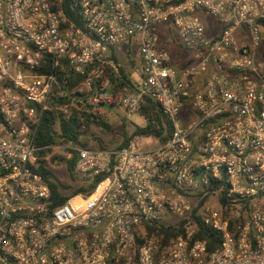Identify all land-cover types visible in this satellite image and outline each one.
<instances>
[{
	"label": "built area",
	"instance_id": "obj_1",
	"mask_svg": "<svg viewBox=\"0 0 264 264\" xmlns=\"http://www.w3.org/2000/svg\"><path fill=\"white\" fill-rule=\"evenodd\" d=\"M2 3L0 264H160L163 259H173L175 264L181 260L179 251L165 257L163 250L176 247L170 244L172 239L180 240L181 246L186 239L177 235L169 237V233H177L180 229L167 221L175 219L173 213L181 203V199L170 198V194L174 192L183 198L182 188L188 187L187 181L176 179L174 169L180 166L178 159L157 162L152 155L158 144H166L175 138L174 129L164 143L150 136L135 135L128 146L114 149L119 153L117 160L108 150L87 148L73 141L38 147L36 139L40 124L54 97L72 99L75 94L88 95L86 100L80 101L82 106L89 108L87 113L101 116L107 106L119 105L129 114L128 118L140 115L141 106L148 98L160 107L167 121L178 104L175 115L179 120L200 121L195 129L197 143L192 145L191 139L185 138L192 147V156L210 161L213 153L208 146L215 135L213 130L222 131L226 122H232L244 112L249 101L230 94L231 99L222 110L217 105L214 114L208 115L205 108L194 107L189 102L194 98L190 90L198 80L207 88L210 82L207 74L226 78L229 86L250 85L252 95L256 97L250 101L254 114L264 113V101L259 99L256 91L264 83V71L260 67L264 65L261 55L263 29L259 24L264 20V12L257 8L246 12L245 18L241 19L233 12L235 4L229 9L226 0H78L83 19V27H79L53 0H2ZM9 4L15 5L11 12L6 10ZM184 4H191V9L182 7ZM203 17L208 20L204 21ZM171 31L175 33L178 47L189 53L188 62L180 68L174 65L170 51L162 47L164 39L161 35ZM197 32L203 43L194 46ZM208 41H211L210 46ZM130 45L134 46L136 60L131 90L111 93V76L120 75L123 64L118 59ZM161 56L167 59L157 58ZM209 56L211 59H207ZM236 59L248 63L235 64ZM137 67L144 71L136 72ZM149 67L159 72L158 79L162 83H152L155 72L150 73ZM59 72L68 77L78 74L85 78L74 89H66L60 83ZM137 75L138 80L135 79ZM182 77L188 87L177 92ZM211 82L215 85V81ZM146 84L149 87H144ZM65 85L69 86V83L65 81ZM165 87L166 91H160ZM141 88L144 95L140 94ZM215 91L223 95L219 88ZM129 97H134L137 104L134 113L122 104V100ZM200 99L208 110L212 109L213 96L206 93ZM132 103L129 99V105ZM142 139L145 141L141 142ZM230 139L223 137L220 143L228 152L237 155L228 143ZM249 139L259 142L258 137ZM201 144L204 150H201ZM48 150L51 153L41 157L40 152ZM74 156L76 181H98L86 193L72 196L66 193L68 199L57 204L48 182L37 169L41 161L50 162L53 157L59 160L55 166L65 169ZM150 163L156 170L155 175H150L153 171ZM227 165L225 159L219 169L221 175L215 177L212 176V165L207 162L189 170L193 180L202 182L208 178L206 190L224 189L220 199L214 202L221 208L229 204L228 193L237 187L235 182L227 183ZM141 176H146L151 189L144 186ZM238 179L251 195V199L240 200L247 194L232 193L240 203L241 211L264 212V191L259 188L264 184V169L260 163L242 164ZM139 196L143 197V205L137 202ZM128 205L132 210L124 212L123 208ZM144 206L148 212L143 210ZM128 217L135 221L130 227L123 223ZM201 223L220 236L218 248L226 254L229 236L221 234L224 229H218L219 221L210 226H206L205 221ZM225 223L228 229L233 227ZM158 233L164 239H158ZM247 239L243 235L235 238L233 250ZM153 244L159 249L155 254L150 250ZM256 245L254 239L252 246ZM203 251L208 253V264H211L216 252L209 251L207 245ZM230 259L228 255L223 257L225 264Z\"/></svg>",
	"mask_w": 264,
	"mask_h": 264
},
{
	"label": "clouds",
	"instance_id": "obj_2",
	"mask_svg": "<svg viewBox=\"0 0 264 264\" xmlns=\"http://www.w3.org/2000/svg\"><path fill=\"white\" fill-rule=\"evenodd\" d=\"M226 4L229 9H233V4H235V9H233V12L238 13L241 19L245 18L246 12H251L257 8H259L261 12H264V0H226ZM3 7L4 5L2 0H0V8ZM14 7L15 5L9 4L7 5L6 10L11 12ZM182 7L191 9L192 5L184 4ZM240 9H245V11L242 12ZM3 23L4 12H0V24ZM237 23H239V21H237ZM195 37L196 40L194 46L203 43V41L199 39L198 32L195 33ZM207 45L210 46L211 41H208ZM193 55L195 54L193 53ZM157 58L167 59L166 56ZM149 59H151V55L149 56ZM207 59H211V57L209 56ZM234 63L241 64L248 62H242L239 59H236ZM260 67L261 71H264V65H261ZM128 71L132 72L130 66ZM143 71L144 69L142 67H137L136 69V72L139 73H142ZM148 71L150 73L155 72V74L152 76L153 84L162 83V81L158 79V71L151 67L148 68ZM206 78L210 81L207 88H205L198 80V82L190 90V93L194 98L189 102L192 103L194 107L205 108L207 110V114L212 115L214 114V110H216L217 105L220 106V110L223 109L226 102L231 99V95H239L244 100L249 101V103L244 109V112H241V114L236 117V119L230 123L226 122L223 125L222 131L217 132V130H213L215 135L213 137L212 143L208 146V150L213 153V156L210 161H204L192 156V147L189 145V140L185 139L186 137L191 139L192 145L197 143L195 138L197 133L195 129L196 125L200 123L199 119H196L192 122L179 120L175 115V112L179 110V105L175 104V101H173L175 104V109L172 111L171 115H168V123L169 127L174 129L175 138L169 139L166 144H158L152 151V155L155 157L157 162L163 161L165 159H178L180 161V166L174 169L177 171L176 179L187 181L188 187L182 188L184 191L183 198L177 197L176 193L174 192L170 194V198L176 197L177 199H181V203L177 207L176 212L173 213L175 219L169 220L167 223L174 225L176 229H180L176 235L179 237H186V239L184 240L183 246H181L180 240L172 239L170 244L176 247L164 249L163 255L167 257L168 253H175L179 251L181 253L182 259L175 261V264H188L189 260H191V264H208V253H205L203 248L210 242L201 234L200 229L198 228V221H205L206 226H210L213 222L218 220V229H224V232L221 234L229 236L227 244L229 251L225 254L222 249L217 247L215 249L216 255H213L211 258V264H225V261L223 260L224 255H228L232 258L228 261V264H264V212L259 210H257L255 213L251 211H241L240 203L236 201L232 195L233 192H242L247 195H242L240 200L251 199V195L249 194L250 190L247 187H242L239 183L238 174L240 173L242 164L247 166L250 162H256L260 163L261 168L264 169V113H261L259 116L254 114L255 109L250 103L252 99L256 98L252 95V86L249 85L247 87L240 88H237L236 85L229 86L226 78H218L211 76V74H207ZM135 79L138 80L139 76L137 75ZM211 81H215V85ZM241 83H243V81H241ZM144 87H149V85L146 84ZM185 87H188V82H185L182 77L181 82L177 84L176 91L179 92L181 88ZM215 88H219L223 95H218L215 91ZM160 91H166V87ZM256 91L259 99L264 101V83H261ZM206 93L213 96L214 98L211 110H208L207 105H205L200 99V97ZM140 94H145L143 88H141ZM174 96L175 93H173V97ZM129 99L133 100L131 105H129ZM129 99H123L122 104L124 107H130L134 113L137 108L135 98L129 97ZM119 111L122 116L129 115L124 111L123 107H120ZM167 111L168 110L166 109V112ZM245 113H247V115H245ZM131 118L133 117H130V119ZM253 121H255L254 124ZM133 130L134 129L130 128L129 134H131ZM223 137H231L228 143L233 146V151L236 152L237 155H233L232 153L228 152V149L220 143V140ZM250 137H258L259 142H257L255 139L250 140ZM200 147L201 150H204V145L201 144ZM177 149L179 150L177 151ZM108 152L111 155L116 156L117 160H119V153H117L113 148H109ZM225 159L228 161L227 167L229 169L227 172V183L231 184L235 182L237 187L233 189L232 192L228 193L230 201L229 204L221 208L214 202L220 199L221 193L224 191V189L220 188L215 192L206 190L208 187V178L205 177L202 182L193 180L189 174V170L192 169L194 165L198 166L200 163L207 162L212 165V176H220L221 173L219 169ZM149 167L153 168V171L150 173V175H155L156 170L154 166L150 163ZM247 170L250 171V169ZM167 175L168 174H166V176ZM141 179L144 180L145 187L150 189L152 188V186L147 183L146 176H141ZM213 182L217 183L215 180ZM259 188L261 191H264V184L259 185ZM137 202L143 205V197L139 196ZM254 203L255 202H253V204ZM131 210V205L123 208L124 212H129ZM143 210L145 212L149 211L146 206H144ZM176 213H179V215ZM185 221L186 223H184ZM225 222L232 224L233 227L228 229ZM123 223L130 227L135 223V221L128 217L123 221ZM249 228L252 229L251 236L249 235ZM209 230L212 231L210 227ZM256 233H259L260 235L257 236ZM240 235L248 237L247 242H239V248L233 250L235 249V244L233 241ZM157 238L164 239V237L159 233L157 234ZM254 239L257 241V245L255 247L252 246V241ZM150 250L153 252V254H155L159 249L157 248L156 244H153ZM144 258L147 260L146 256ZM21 259H24V256H22ZM160 264H174V260L163 259L161 260Z\"/></svg>",
	"mask_w": 264,
	"mask_h": 264
},
{
	"label": "trees",
	"instance_id": "obj_3",
	"mask_svg": "<svg viewBox=\"0 0 264 264\" xmlns=\"http://www.w3.org/2000/svg\"><path fill=\"white\" fill-rule=\"evenodd\" d=\"M53 1L59 3L60 9L70 21L79 27H83V19L80 14L78 0ZM203 19L204 21L208 20L206 17H203ZM259 24L264 32V20L260 21ZM161 37L164 39V45L162 47L170 51L174 65L180 68L182 66L181 64H186L189 60V53L178 47L174 31L162 34ZM134 55V46L130 45L128 46V50L118 59V61L123 60L124 65L121 68L120 75L111 76V86L109 88L111 93L124 92L125 89L131 90V76L136 68ZM129 66L132 72L128 71ZM58 78L64 88L74 89L83 82L85 76L71 74L68 77L67 74L59 72ZM65 81L69 83V86L65 85ZM87 97L89 96H80L78 94H75L72 99L54 97L49 102L50 108L44 113L40 124L36 139L37 146L44 147L73 141L91 149L108 150L109 148H113L117 150L128 146L135 135L150 136L160 143L166 142L170 137L171 128L162 110L155 102L147 98L145 104H143L140 109V116L146 120V125L144 127H136L131 135H128L125 131L122 142L119 144L113 143L109 146L103 138L93 134L92 131L93 129H99L102 134H107L112 131L111 125L105 116H95L92 113H87L89 108L87 106H82L80 103L81 100H86ZM50 153L51 150L41 151L40 155L41 157H46ZM55 160L56 157H53L52 161L55 162ZM75 163L76 156L67 162L65 175L68 180L66 182H62L61 179L58 178L55 172L48 166L46 160L41 161L39 164L37 171L48 182L57 204H63L68 199L66 193L71 196L86 193L89 189L94 188L96 181H98L77 182L73 176ZM199 222L201 234L210 242L207 245L209 251H215L221 244L220 236L210 231L209 228L204 227L201 221ZM168 236H176V233H169Z\"/></svg>",
	"mask_w": 264,
	"mask_h": 264
},
{
	"label": "rangeland",
	"instance_id": "obj_4",
	"mask_svg": "<svg viewBox=\"0 0 264 264\" xmlns=\"http://www.w3.org/2000/svg\"><path fill=\"white\" fill-rule=\"evenodd\" d=\"M261 55L264 56V32H263V42L261 47ZM124 61L122 60L121 63ZM106 117L107 121L110 123L112 131L108 132L107 134H102L99 129H93L92 133L103 138L106 143L111 146V144H119L123 140V134L126 131L128 135H131L136 127H144L146 125V120L138 115H132L133 118H128L127 116H122L119 107H110L107 106L105 108V114L103 115ZM134 129L131 134H129V129ZM145 140L142 139L141 142H144ZM53 159V158H52ZM50 160L48 162V166L51 168L53 172L58 176L59 179H61L62 182H66L68 179L65 175V169L59 168L55 166L57 162L59 161L56 157L55 162Z\"/></svg>",
	"mask_w": 264,
	"mask_h": 264
},
{
	"label": "crops",
	"instance_id": "obj_5",
	"mask_svg": "<svg viewBox=\"0 0 264 264\" xmlns=\"http://www.w3.org/2000/svg\"><path fill=\"white\" fill-rule=\"evenodd\" d=\"M180 58H181V56H180Z\"/></svg>",
	"mask_w": 264,
	"mask_h": 264
}]
</instances>
